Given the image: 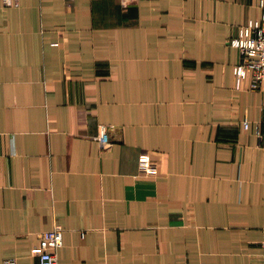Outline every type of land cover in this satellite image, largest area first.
<instances>
[{
	"label": "crops",
	"instance_id": "obj_1",
	"mask_svg": "<svg viewBox=\"0 0 264 264\" xmlns=\"http://www.w3.org/2000/svg\"><path fill=\"white\" fill-rule=\"evenodd\" d=\"M263 1L0 0V264H264Z\"/></svg>",
	"mask_w": 264,
	"mask_h": 264
},
{
	"label": "built area",
	"instance_id": "obj_2",
	"mask_svg": "<svg viewBox=\"0 0 264 264\" xmlns=\"http://www.w3.org/2000/svg\"><path fill=\"white\" fill-rule=\"evenodd\" d=\"M2 2L5 5H13L17 3V0H2ZM261 7V17L252 24L240 27L238 34L229 40V44L237 48L240 54L238 62L233 67L236 82L239 83L249 76L253 88H258L264 82V1L261 3ZM262 109L263 130L260 137L264 139V104ZM243 125L247 128L248 121L244 120ZM97 138L102 144H110L105 127ZM138 168L145 175H155L157 172L156 164L148 155L144 154L138 160ZM62 234L63 229L59 224L41 232L38 244L39 264H58L57 251L63 243ZM261 246L264 257V238L261 241Z\"/></svg>",
	"mask_w": 264,
	"mask_h": 264
}]
</instances>
